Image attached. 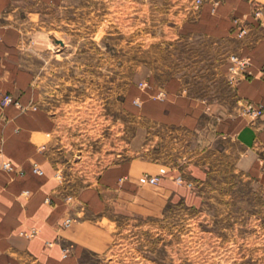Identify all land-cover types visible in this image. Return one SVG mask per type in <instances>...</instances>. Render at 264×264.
Instances as JSON below:
<instances>
[{
  "label": "rangeland",
  "instance_id": "1",
  "mask_svg": "<svg viewBox=\"0 0 264 264\" xmlns=\"http://www.w3.org/2000/svg\"><path fill=\"white\" fill-rule=\"evenodd\" d=\"M12 5L42 99L57 118L56 159L67 163L60 174L71 192L131 157L182 170L194 158L210 172L200 207L170 204L161 217L119 215L110 249L86 251L79 264H264V193L236 169L238 146L219 140L201 153L192 133L153 125L126 102L134 83L171 76L181 77L193 95L230 100L233 90L220 65L239 54L242 38L185 32L183 22L200 8L196 0ZM263 16L244 25V38L264 35ZM136 130L137 149H131Z\"/></svg>",
  "mask_w": 264,
  "mask_h": 264
},
{
  "label": "crops",
  "instance_id": "2",
  "mask_svg": "<svg viewBox=\"0 0 264 264\" xmlns=\"http://www.w3.org/2000/svg\"><path fill=\"white\" fill-rule=\"evenodd\" d=\"M256 9L264 15V0H204L194 18L182 24L188 33L242 38L238 55L248 58L246 75L230 80L232 54L220 65L233 98L198 97L181 77L171 76L134 83L126 102L153 125L192 133L201 153L219 140L238 146L236 169L264 193V119L253 120L243 111L247 103L264 104V35L254 42L238 35L245 24L260 22ZM14 10L12 0H0V91L21 104L0 105V163L9 161L14 168L0 169V264H79L86 251L110 249L119 215L161 217L170 204L200 207L210 172L194 158L182 170L157 159L131 157L107 165L89 185L69 190L60 174L67 163L56 159L61 154L57 118L42 99L24 31L12 19ZM137 138L136 130L131 149H137ZM38 164L43 175L33 173ZM150 177L158 183L151 184ZM68 217L75 222L63 227ZM33 228L38 233L30 239L25 233Z\"/></svg>",
  "mask_w": 264,
  "mask_h": 264
},
{
  "label": "built area",
  "instance_id": "3",
  "mask_svg": "<svg viewBox=\"0 0 264 264\" xmlns=\"http://www.w3.org/2000/svg\"><path fill=\"white\" fill-rule=\"evenodd\" d=\"M203 2L204 0H196V6L197 7L202 6ZM260 13H261L260 9H256L255 14L257 18L261 17ZM246 33H247V27L242 26L238 35L242 37ZM230 59H231V65L229 66L230 80L236 81L244 77L246 73L248 72V65H249L248 58L243 57L238 54H232L230 56ZM10 104H16L17 106L21 107V104L18 101V99H16V97H14L10 93H3L0 91V105L5 107ZM243 111L246 113V115L251 117L253 120L264 119V104L247 103L243 107ZM0 169L8 171V172H12L14 168L11 162L4 161L0 163ZM33 173L37 175H43V170L40 167L35 166L33 168ZM148 180L151 184H157L159 181L157 177H150ZM178 180L180 182H183L181 178H179ZM28 195H29V192H25V196H28ZM46 201L50 202L49 199H47ZM74 222L75 220L72 217H68L63 221L62 226L70 227ZM37 233H38L37 229L33 228L30 230V232L25 233V235L26 237L31 239L35 237Z\"/></svg>",
  "mask_w": 264,
  "mask_h": 264
},
{
  "label": "water",
  "instance_id": "4",
  "mask_svg": "<svg viewBox=\"0 0 264 264\" xmlns=\"http://www.w3.org/2000/svg\"><path fill=\"white\" fill-rule=\"evenodd\" d=\"M58 40V39H57ZM60 43L64 44V42L62 40H58Z\"/></svg>",
  "mask_w": 264,
  "mask_h": 264
}]
</instances>
